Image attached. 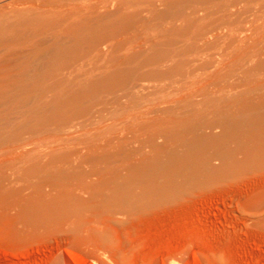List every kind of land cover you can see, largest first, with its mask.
I'll list each match as a JSON object with an SVG mask.
<instances>
[{
	"label": "bare ground",
	"instance_id": "1",
	"mask_svg": "<svg viewBox=\"0 0 264 264\" xmlns=\"http://www.w3.org/2000/svg\"><path fill=\"white\" fill-rule=\"evenodd\" d=\"M2 1L3 0H0V156H4V155L9 154V153L16 151V150L18 151V149H21L24 147L26 148V146L29 147L30 145H28V143L30 144V142L35 139L34 137H38L40 135L42 137V139H41V142H42L41 145L42 146H43L44 140L46 141V144H51L50 142H52L54 140L53 139L52 141L47 143V140H49V139L47 138V140H46L45 139L46 137L51 138V136L55 137L54 135H61V136L67 135L68 138H67V136H64L65 139L67 138V142L63 140L64 146L60 147L61 150H57L58 148H56V149L53 148L54 149L53 152L54 151L55 152L50 153V154H49L50 149L48 150V154L50 155L49 156L50 160L47 159V157L46 158H44V157L36 158L39 155V152H38V154L36 153L37 156L34 158H36L37 160L39 159L38 161L42 160L43 158L44 159L42 160V162L44 160L45 161L49 160V162L46 165L40 166L39 163H41V161L38 163L37 160H36L37 164L33 163L34 159L32 157L34 156V154H33V156L30 154V156H32V157H30L32 159V161H30V167L28 169L29 174H31L32 176L35 177V176H38L39 174L41 175L43 172L46 171V168H47V169L51 170V172H50L49 178H47L46 180L52 181V182L56 183L54 185H60V186L61 185H66V186L67 185H74V186L75 185H78V186L79 185L80 186L86 185L88 187L89 185H92V186L95 185V187H96L97 182L99 185H101L99 182L104 183V184L106 183V185L103 186L104 188H106L105 186H107V185H109V186L115 185V186H117V188H118V185H119V187L121 185V187L118 189V191L116 193H113V194H112V192L110 193L112 195V197L108 196L109 199L107 197L106 200H104V201L100 200V201H98V203H97V201L91 202V203L88 202L90 204L85 203L87 205H84L82 203L83 201L80 202L79 197L81 198L82 195L81 196H78L77 194H75L76 196L72 195L71 193H73V192H71L69 190L70 188L67 189V187H66L67 191H70V193H68V194L69 195L71 194L72 197L74 198V201L75 200L77 201L76 203L71 202V203H73L72 205L76 204L75 208L73 209V212L79 213L81 210V212H80L81 215H78L77 219L79 218V216L80 217L83 216V213H82L83 209H85V210L89 209L95 214L96 217L102 218L103 220H105L104 222H106L108 217H110V216H108L110 214L106 215L108 212V211H106V209L110 208V210H111V205H113L112 203H115L114 205H116V203H118V199H119L117 197L118 194L119 195L123 194V192L125 194H127L126 192H128V190L130 193L131 192L130 190L135 189V188H133L134 186L135 187H138V186L143 187V188L148 190L147 194H143V195H145L144 197L147 198V196H149V192L151 193L152 196H154V198L151 196L153 198V201H152L151 197H148L147 200H145L146 198L144 199L145 201H148V203L146 202L147 207H146V203L145 204L142 203L143 206H142V204L141 205L139 204V202L142 200H140L139 202L136 201V203H138L139 205L135 204V205H138L137 208L134 205L135 210L137 209V210H139V212H140V208H142L143 210H147L148 207H151L152 204H154L158 200L155 197L161 198L159 196L163 197V195L167 193L168 195L167 194L166 195L169 198L165 195L166 198L163 197V198H161L162 201H161V199L159 200L161 203H164L167 201V199L168 200L172 199L170 197H173L176 194L175 192L172 191V193L173 194L175 193V194L173 195L171 193V195H170L169 192H167L166 190H162V188H160L159 181L162 178L164 179L165 177L169 178L170 177L169 175H178V176H176L177 181H178L176 183H179L180 186L183 185L181 188L185 189L186 188L185 185H191V184L194 185V183L195 184L200 183L199 185H201L205 181H215V180L217 181V180L222 179L224 177L235 175L237 172L246 170V168H248V167L251 168L250 170H252L253 168H256L257 166L258 167L259 166L264 167V0H212L213 3L208 4V5L204 4L202 7L200 5L196 6V4H194V6H192L193 4L191 5L193 8L191 6L189 8L186 7V9L188 8L189 10H190V8H192V9L200 8V11H198L199 13L195 12L196 16L194 17V19L195 18L198 19V20H196V22L190 23L191 19H189L190 21L188 19H186V17H185L186 15L184 16L185 13L182 15L184 17L181 16L182 17L181 18L179 16V18H181L180 20L178 19V15H177V17H176L178 19L177 22H175L173 18H172L173 21H172V19L171 20L168 19V20H166V22L164 19L165 27H163L164 30L163 29L162 30L166 31L168 33L167 37H165L166 33L165 34L162 33V35L159 34L161 36L164 35L163 36L164 38L160 37L159 40L157 39V41H161V42L157 43V41H154L157 44H154V42H153V44H150V45L148 44V46H149L148 52L154 53V51H156L154 55L150 54V55H152V57L149 60L150 63L147 64V66L151 65L152 68L155 67L153 71H155V69H158V68H161V70H163V69H166L169 66H171L175 62V60L178 58H175V60H173V61L169 60L168 62H164L159 66H157L158 64H153V62L158 60V59L164 60V58L167 57L170 53L173 52V54H174V52H175V50H177V48L182 47V46H186V47L189 46V47L193 48L195 46L194 44L201 45V42L203 43L204 41H202V39L197 38V35H198V33L201 32V30H202L201 27L204 28V26H207V24H210L211 20H212L211 22H213V20H215V19L217 20L218 17L221 18V21H223L224 19H228V21H229L231 19H235L238 17L240 19H242V20L239 19V21L237 20L231 26L227 25L228 26L227 31H225V32L226 33L228 32V34L224 36V42H222L223 44H216L214 46L215 49L219 50V51H221L223 48L226 47L228 50L225 49V53L223 52L224 54L222 53V54L218 55V53H217V55H213L214 54L213 53L212 54L213 56H208V54H209V52H208L207 55L202 54L201 55L202 57L200 58L198 56L199 53H197L198 55L196 54L195 56H196V59H197V56L199 57L200 61L197 60L199 62H197V61L194 62L195 61L194 59H193V62L190 60L188 62L187 61L182 62L180 60L181 62H177V64L174 65V66L177 65V67L180 69L184 66H189V65H192V66L193 65H197V66L200 65L201 66L203 64V66H204L206 63L205 61H208L206 65L208 68L212 69V70L209 69L210 72L214 73V74L211 73L210 75H206L204 77L202 76V78L198 79L196 74L192 75V74H189L187 72H183V74H182V72L180 71L182 74L181 77L179 78L180 81H178L177 78L174 79L177 81L170 79V80L174 81V82H172L169 80L170 82H172V85H174L176 87V88L174 87L175 88V89H173L174 91H176L177 88H178L177 92H179L178 90H183L181 88L184 85H186V88L189 87L187 89H189L190 92L189 91L188 92L190 94L187 95V91H185V93L187 95V96H185L186 99L184 98L185 100L182 99V101H179V102L177 100H175V101L164 100L162 92H164L166 90L162 91L161 95L153 93V90H154L153 88H154L155 84L153 86L152 84H149L146 81L145 82L143 81L146 84L138 82L139 84H141V85H139V84L134 82L135 83V86H134L132 84L133 82H131V79H130L131 76L133 75V73H132L133 70L132 71L128 70V68H125V70L127 69L126 71H124V69L123 70L120 69L117 72H111L110 69H107V68L103 69L102 68L103 70H105L103 72V74L107 75L105 72H108L107 77L105 76L106 78L101 80V81L99 80L98 82L89 83V81L94 77L93 76L94 73L91 75V78H89L88 72H87V74H85L86 69L84 70V67L87 66V65H85V63L87 61L89 62V59H87L88 56L87 57H85V56L89 55V53L93 52L92 54L95 53L94 58L99 57V56L101 58V55L103 54L102 53L103 48L101 47L102 48L101 49V48H99V46L102 43H106L105 45L103 44V46H104V49L106 48V50H104V51H106V54H107L108 53L107 51H109L110 47L113 45V42L111 44L110 41L109 42H107V41L110 40V38H113V37L116 38V36L121 34V32L123 30H125L127 27H129L132 22L135 23V21L141 20L142 24H145L144 23V22H146L145 17L150 18L152 16H153V20H158L162 17V15H164V13H166L165 10H169V9H172L175 7L177 8V6H181V5H186V2H189V1L192 2V0H101V2L98 4L99 7H100V5H102L101 7L107 9V7L109 5H112V6H114V7H112V9L114 8L113 11L109 10L111 8V6H110V8L107 9V11L105 10L106 12L103 11V9L101 10V8H100L101 12L102 11L105 12L104 14L102 13V15H99L100 12L99 13L97 12L96 15H98V16L95 18L93 16L94 19L93 18L92 19H90V18L85 19V20L79 22L78 24L72 25V26H70V23H72V22L76 23V21L80 20L81 17L84 15L83 13L86 12V11L84 12V10H87V9L90 10L92 8V7L89 8V4H91V3H89V2H88L89 4L86 3L88 6L85 7L84 9H82V8L80 9L78 6L79 9H77V12H76L77 3H76V7L74 8V7L70 6L71 4L69 5L68 3H64V1L62 2V3H64L63 5H56L61 0H58V2H57V0H54V1L49 0V1H52V3H50L51 5H46L43 9L41 8L42 11H41V9L40 10L38 9L39 11L42 12L41 13V12H33L34 9L29 10V8H28L29 6L21 5L20 3H18V1L15 2L17 4H15L13 2L14 0H10V2H8V4H5L4 1L3 2ZM19 1H21V0H19ZM28 1L29 0L23 1V3L24 2L27 3ZM37 1L39 2L42 0H35V2H37ZM49 1L48 2L45 1V2L47 4H49ZM67 1H65V2H67ZM151 1H153V2L158 1L159 2L157 9L154 12L151 11L150 13H148L149 11H147V13L141 12L142 9H144L146 7L149 8L148 3L149 4L152 3ZM194 1H196V0H194ZM197 1L200 2L199 0H197ZM203 1H205V0H203ZM53 2H55L56 4L55 3L53 4ZM75 2H77V1H75ZM42 3L40 2L39 5L42 4L44 6L45 3L43 1H42ZM62 3H60V4H62ZM71 3H72V5L75 4L74 2H71ZM79 3L80 2H78V4ZM65 4H68L70 7L68 5H65ZM151 5H153V4H151ZM154 5H155V3H154ZM156 5H157V3H156ZM67 7H69L70 9H71V7L74 8V10L73 9H71V10H73L75 14L71 15L68 12L66 13L65 11H59L58 12V10H61V9L64 10ZM94 7H97V6H94ZM150 7H152V6H150ZM25 8H27V9H25ZM36 8H39V7H36ZM182 8H179V9H182ZM23 9L25 11H23ZM70 9H69V11H70ZM95 9L99 10V8H95ZM188 9L186 12L189 11ZM65 10L67 11V9H65ZM91 10H94V9H91ZM98 10H96V11H98ZM183 10H184V8H183ZM30 11H32V12H30ZM48 11H50V12H48ZM52 11H53V13H52ZM54 11H57V12L55 13ZM73 11H72V13H73ZM243 11H245V12L243 13ZM43 12H45V13H43ZM168 12L166 14H168ZM177 12H178V10L175 13L178 14ZM181 12H180V15H181ZM81 13L83 15H81ZM175 13H172V14L175 15ZM241 13H243V14H241ZM92 14L90 16H92ZM186 14H189V13H186ZM190 14L192 15V12ZM173 15H171V16L173 17ZM115 16H116V19H114ZM117 16H120V18L118 17V19H117ZM193 16H194V14H193ZM163 17H165V16H163ZM189 17L190 16H188V18ZM188 21H189V23H188ZM216 22H217V24L220 23L218 21H216ZM61 23H63V26H61ZM158 23H160V22H158ZM180 23L183 24L185 27L183 26L184 28H181V26H179V25H181ZM225 25H226V23H225ZM59 26H61V27H59ZM67 26H69L70 28L66 32L63 29L67 28ZM146 26H147V24H146ZM212 26H213V24H212ZM135 27L136 28L130 30L129 33L127 32L126 33L127 35L124 33V35H126V36L123 35L124 38H128V40L130 41V44H131V40H135V39L134 38L132 39L131 37H128V36H130L131 34L133 35L134 33H136L137 30H140V28H142V26L139 29H137V26H135ZM149 27H150V25H149ZM159 27H158V29L162 32V30L160 29L162 27H160V28ZM210 27H211V24H210ZM223 27H224V25H223ZM223 27L221 25V28H223ZM155 28L157 30V26H155ZM221 28L219 27L220 30H221ZM146 29H145V31H146ZM205 29L206 28H204V30ZM62 30L66 34V36H64V38H61V37L58 38L57 33H59V35H60ZM204 30H202L203 33H204ZM208 30H205V31L208 32ZM154 31H155V29H154ZM154 31H153V33H154ZM139 32L140 31H138V33ZM141 32H143V31L141 30ZM158 33H160V32H158ZM46 34H47V36H49V34H50V36L49 37L44 36ZM184 34H187V35L182 36ZM220 34H222V33H220ZM207 36H209V34L206 35V37ZM221 36H220V38H221ZM121 37H122V35H121ZM136 37H138V36H136ZM154 37L156 38L157 36H154ZM210 37L208 39H210ZM212 37H211V40H212ZM151 38H149V40ZM220 38H218V39H220ZM208 39H206V40H208ZM213 39H215V38H213ZM152 41L153 40H151V43H152ZM119 42L123 43V40L119 41ZM142 43H144V41ZM122 45H125V44H122ZM137 45H139V44H137ZM144 45L147 46V44H144ZM116 46H120V43H118V44L116 43ZM116 46H114V48H115L114 50H116V48H117ZM206 46L207 45H205V47ZM211 46H212V44H211ZM201 47L204 48L203 46H201ZM108 48H109V50H108ZM162 48H167L168 50L166 49L167 51H165V50L163 51ZM207 48H205V50H207ZM209 48H210V46H209ZM128 49H130V47H128ZM141 49H143V48H141ZM190 50L192 52V49H190ZM190 50H188V51H190ZM194 50H196V49H194ZM116 51L118 52L119 50H116ZM138 51H140V50H138ZM185 51H187V50H185ZM200 51H201V48H200ZM213 51H214V48H213ZM129 52H131V51L129 50ZM134 52L135 51L133 50L132 54ZM148 52H146V55L148 54ZM178 52H180V51H178ZM193 52H196V51H193ZM204 52L206 53V51H204ZM106 54H104V55H106ZM126 54H128V53H126ZM180 54H178V55H180ZM112 55H114V53ZM115 56L120 57L119 54L115 55ZM175 56H177V55H175ZM183 56H184V54H183ZM73 57L76 58L77 62L73 66H71L72 60L70 61L71 64H69V60L71 58L73 59ZM139 57H140V55H139ZM180 57H182V56L180 55ZM185 57L186 56H184V59H185ZM192 57H194V55ZM112 58H115V59L111 60V58H110L111 62L107 61L108 62L107 65L113 64L114 60H116V57L112 56ZM132 58H134V57H132ZM135 59H137V58H135ZM172 59H174V58L172 57ZM93 60H95V59H93ZM93 60H91V61H93ZM98 60H99V58H98ZM129 60L130 59L128 58V61ZM138 60H137V62H138ZM147 60H145L146 63H147ZM186 60H187V57H186ZM126 61H127V59H126ZM142 61H144V60H142ZM202 61H204L205 63L203 62L201 64L200 62H202ZM101 62H103V61L101 60ZM109 63H111V64H109ZM117 63L118 62H116V64ZM120 63H121V61H120ZM113 65H112V67H114ZM126 65H127V62H126ZM68 66H71V67L69 68ZM88 66H89V64H88ZM106 66H104V67H106ZM115 66L119 67L117 65H115ZM132 66H134V65H132ZM116 67L111 68V70L116 69ZM59 68L64 69V71L59 76L54 75L55 69L57 71V69H59ZM66 68H69V69L66 70ZM108 68H110V67H108ZM119 68H117V69H119ZM171 68L172 67H170V69ZM148 69L151 70L150 66H148ZM190 69H191V67H190ZM143 70L146 71V69H143ZM194 70L197 71L198 69L196 70V68L194 67V69L192 71H194ZM82 71L84 73H82ZM153 71H152V73H153ZM160 71H157V73ZM167 71H168V69H167ZM202 71H204V70H202ZM133 72H135V71H133ZM141 72H142V70H141ZM95 73H97V72H95ZM138 73H139V71H138ZM150 73H151V71H150ZM201 73L203 74V72H201ZM146 74H148V73H146ZM139 76H137V77H139ZM143 76H145V74ZM170 76L171 75L169 74V77ZM160 77H161V75L159 76V78ZM173 77L175 78L174 75H173ZM96 78H98V76H96ZM96 78L94 77L95 80H96ZM152 78H153V76H152ZM154 78H153V80H154ZM129 80H130V84H132V86H134V87L129 85L132 88L127 89V86H128L127 84L129 83ZM199 80L202 82V86L199 87V89L197 90L196 88H194V86L197 83H200ZM159 81H163V80H159ZM164 81H165V79H164ZM140 82H142V81H140ZM154 83H156V82H154ZM157 84H159V83H157ZM167 84H168V82H167ZM172 85L171 86L169 85V86L172 87ZM159 86H163V85L159 84ZM191 88H194V89H191ZM200 88H202V89L200 90ZM116 90L117 91L123 90L122 92H125L128 94L130 93L132 95V97H134L132 103L128 102V104L129 103L131 104V105L129 104L130 106L124 105L125 103L122 104L123 105L122 109H120L121 106L120 107L115 106L119 103V102H117V104H116L117 100L114 103L115 105L112 102V100L115 99L114 98L115 94H114L113 98L111 95H109V96L107 95L110 99L109 98L108 99L103 98L104 96H106L105 94L103 95V93L110 92V91L116 92ZM159 90H160V88H159ZM173 90L171 91L172 93H173ZM111 93H113V92H111ZM100 94L103 95V97H102L103 100L101 99L100 102H97L96 98ZM165 94L168 95V92ZM183 94H184V92H183ZM212 94H215L216 96L211 97ZM128 97H131V96H128ZM128 97H126L127 100L129 99ZM121 98H122V96H121ZM121 98H120V100H121ZM173 98L174 97H172V99ZM168 99H170V98H168ZM125 100L124 101L121 100V101L125 102ZM131 100H132V98H131ZM95 101H96V103H95ZM124 106H126V107H124ZM219 128H221V132L219 131L220 133H217V134L218 135L221 134V136H214L215 135L214 130L215 129L219 130ZM207 131H209V132H207ZM212 131L214 132L213 133L214 135H212ZM216 132H218V131L216 130ZM57 137H59V136H57ZM60 138L61 137H59V139ZM61 139H63V138H61ZM55 140H56V138H55ZM57 140H58V138H57ZM34 142H33V144L35 145V147H36V145H39V144H35L37 141L35 143ZM38 142H39V140H38ZM64 142L66 143V145L64 144ZM59 143H61V142H59ZM230 143H233L234 145L230 144ZM208 144H210L211 146H214V145L217 146L218 145L219 149H221V151H223L224 154L219 150H217V152L219 151V153L222 154V155L220 154L221 156L224 155L223 158H217L216 157V155L218 154L215 152L216 150L213 152L215 154L210 156L211 154L209 155V153H212L210 150L211 146H210V149L208 146V150L210 152L207 153L209 157H206L207 155H204V153H203V149H204L203 146H207ZM229 144L231 146L232 145L233 146L231 147V146H229ZM34 145L33 146L31 145V146L33 148H35ZM58 147H59V144H58ZM199 147H201V148H199ZM46 148H47V146H46ZM216 148H218V147H216ZM35 150L36 149H34V151ZM40 150L42 151L44 149L41 148ZM212 150H214V149H212ZM36 151H38V150H36ZM28 152L30 153V150H28ZM206 152H208V151L206 150ZM29 153H28V156H29ZM40 153H42L44 155L43 151ZM45 153H47V152H45ZM14 154H16V153H14ZM23 155H24V153H23ZM46 155L47 154H45V156ZM39 156H41V154ZM242 156H243L242 159L243 160L245 159L243 161V163H239V164L237 162H236L237 164L234 163L235 159H237V158L241 159L240 157H242ZM19 157L21 160H19V158L14 157V155H13V158L15 159V163L18 161L20 164V161H22V159L23 160L26 159V158H21V156H19ZM16 159H18V160H16ZM31 159L28 158L27 160H31ZM242 159H241V161H242ZM27 160H25V161H27ZM215 160H218L219 162H221L223 164L225 163L224 164L225 168L224 167L222 168V166H224V165H221L219 163L220 164L219 167H221L222 169L220 168V169L213 171V168L211 166L213 165L212 162ZM7 161L6 160L3 161V164H4V162H7ZM8 162H11V161H8ZM8 162H7V164H8ZM27 162H29V161H27ZM27 162H24V163L27 165ZM228 162H231V165H233L232 163H234L235 165H233V166L230 165V167H228L230 164V163L228 164ZM3 164L1 163L0 167H2ZM8 165L10 166L11 164L9 163ZM24 165L22 164L21 165L22 167L18 165L19 169L21 167L20 172L25 169V168L23 169ZM254 165H256V166H254ZM7 166H5L4 168L6 169ZM28 166H29V164H28ZM252 166H254V167L252 168ZM10 167L12 168V165ZM88 167H89V173H88ZM15 168H14V171L16 170ZM27 168H26V170H27ZM209 168L213 171L212 174L208 171ZM7 169H9V167ZM2 170H4V169H2ZM12 172H13V169H12ZM17 172L19 175L22 174V173H19V171H17ZM205 172H207L206 175H204ZM3 173H5V170L3 171ZM209 173L211 174V176ZM2 174H0V176ZM5 174L3 175L4 177H5ZM14 174L16 175L17 173H14ZM48 174H49V171H48ZM207 174L209 176H207ZM7 175H8L9 180H10V178L12 176L11 172L9 171V174H7ZM25 175H26V173H24V176ZM44 175L46 176V174H44ZM13 176L11 178L12 182H14ZM24 176L22 175V177H24ZM27 176H28V174L26 175V177ZM90 176H95V177H97V179L95 177H93V178H95V179H93L95 181H93V180L88 181V178ZM167 176H169V177H167ZM29 177L30 176H28V178ZM171 177L173 178V176H171ZM41 178H40V180L45 179V177L43 179H41ZM0 179H1V177H0ZM3 179L5 180V179H7V177H5ZM4 180H3V182L0 180L1 185H4V183L7 182L6 183L7 186L6 185L2 186L3 187L2 189H5L6 187L9 188V186H8L9 180L8 179H7V181L6 180L4 181ZM105 180H106V182H105ZM119 180H120V182H119ZM165 181H166V179H165ZM166 182H168V181H166ZM172 182H174V181H172ZM10 183H11V181H10ZM45 183L46 184L49 183V185L53 184L50 182H44V184ZM98 184H97V186H98ZM13 185H15V184H13ZM18 185H21V184L19 183ZM32 186L35 187V185H32ZM74 186H73V189H71V190L72 191L74 190V192H75ZM173 186H175V185H172V188H173ZM10 187H12V185ZM55 187L56 186H54V189H55ZM8 188H6V189H8ZM23 188H22V190H23ZM25 188H27L26 185H25ZM57 188H58V186H57ZM75 188L77 189V186ZM164 188H166V187H164ZM172 188H170V190ZM19 189H21V188H19ZM37 189L39 190V188H37ZM41 189H43V188L41 187ZM48 189L49 188H47V190ZM95 189L99 190L98 188H95ZM106 189H108V188H106ZM187 189H188V187H187ZM192 189H194V188H192ZM31 190H33V189H31ZM38 190H37V192H38ZM78 190L79 189H77L76 191L78 192ZM81 190H83V188L80 189V191ZM104 190L105 189L99 190L100 191L99 196H101L102 194L104 195L105 192L104 193L101 192ZM116 190L117 189H115L113 192H115ZM144 190H143V192H147V190L146 191H144ZM151 190H153V191L151 192ZM182 190L180 189V191L179 190H177V191L181 192ZM2 191H4V190H2ZM15 191H14L13 195L16 196L17 191H19V190H17L16 193H15ZM43 191H45V190H43ZM55 191L57 192L58 190L55 189ZM59 191H61V190H59ZM80 191L78 192L80 194L84 192V190H83V192H80ZM87 191L88 190L85 191V194ZM90 191H89V194H90ZM40 192H42V191L39 190V194H41ZM178 192H177V194H178ZM186 192H187V190H186ZM9 193H10V191L8 190L7 194L9 195ZM57 193L61 194L60 192H57ZM95 193H97V196H94V195L92 196V199H94V200L96 197H99L98 191ZM184 193H185V191H184ZM59 194H57V195L59 196ZM63 194H65V193H63ZM93 194H94V192H93ZM134 194L135 193H133V196H134ZM13 195H12V197H13ZM36 195H38V194L36 193ZM36 195L34 194V196L33 195H31V196L36 198ZM48 195H50V194H48ZM48 195H46V196H48ZM66 195H67V193H66ZM105 195H107V193ZM2 196H4V195H2ZM31 196H30V199H31ZM176 196H178V195H176ZM6 197L8 198V196H6ZM16 197H19V196H16ZM25 197H27V194ZM49 197H51V196H49ZM54 197L55 196H53V198ZM67 197H68V195H67ZM72 197L70 196L71 199H72ZM130 197L132 199V196H130ZM35 198H32V199H35ZM41 198H43V196ZM127 198L126 199L124 198L126 200V202H128L127 200L130 199V198L129 199H127ZM136 198H138V197H136ZM136 198H134V199H136ZM3 199L2 200L0 199V200L3 201ZM44 199H45V197H44ZM49 199H52V198H48V200ZM81 199H83V197ZM89 199H91V198H89ZM148 199H150L151 201ZM155 199H157V200H155ZM26 200L28 201V199H26ZM26 200L24 199V201L26 202V204L24 203L25 206L27 205ZM67 200L68 199H65V198H58V199L56 198L55 201L51 200L53 202L48 204V205H44V206L40 205V207H38V208H40L41 210H39L38 213H36L37 211L33 212V213L39 214V212H43V213H45V211L50 212L52 209H56V207L64 204ZM21 201H19L20 205H22L24 202V201H22V203H21ZM40 201H42V200H40ZM46 201H47V199H46ZM72 201H73V199H72ZM12 202H13V200H12ZM15 202H18V201H15ZM36 202H38V201L36 200ZM126 202L125 203L123 202L124 206H126ZM151 202H153V203H151ZM160 202H158V204H161ZM4 203L5 202H3V204ZM34 203H35V201L33 202V204ZM150 203H151V206L148 205ZM0 204L2 205V203H0ZM68 204H66V205H68ZM158 204L157 205L155 204L156 207L158 206ZM15 205H19V204H15ZM24 205H22L21 207L24 208ZM118 206L120 209V204H118ZM124 206H121V209H123L122 207H124ZM15 207H17V206H15ZM29 207H30V203H29ZM114 207H117V206H114ZM138 207H139V209H138ZM143 207H146V208L144 209ZM5 208L7 209V207H5ZM11 208H13L12 204H11ZM6 209H4V210H6ZM15 209H14V211H15ZM19 209L21 211L20 207H19ZM26 209H27V207H25L24 210H22V211L26 213V211H25ZM36 209L37 208H35L33 210L35 211ZM62 209L60 208V210H62ZM4 210L2 209V211H4ZM9 210H11V209H9ZM12 210L10 212H12ZM56 210H58V209H56ZM110 210H109V212H110ZM115 210L117 211V213H119L117 209H115ZM129 210L132 212L131 209H129ZM2 211H1V213H3ZM20 211L18 210L19 213H20ZM64 211L65 210H63L62 214H64L66 216L67 211L65 213H64ZM111 211L113 212V210H111ZM116 211H114V213ZM88 212L89 211L87 210L86 213H88ZM134 212L135 211L133 209V213ZM141 212H142V210H141ZM77 213H74V216H76L75 214H77ZM84 213H85V211H84ZM55 214H53V215L55 216ZM128 214H130V212ZM23 215L24 214H22L21 216H23ZM45 215H44V217H45ZM48 215H49V213H48ZM115 215H117V214H114V216ZM5 216H4V218H5ZM70 216L72 218L73 214ZM86 216L88 217V214H86L84 218H86ZM18 217H20V216H18ZM41 217H42V213H41ZM10 218L9 219H0V228H2V227L6 228V226H8L7 229L8 228L10 229L11 227H13V224L14 225L16 224L13 222L16 218L13 217L14 218L13 221ZM46 218H47V215H46ZM57 219H58V217H57ZM79 219H81V218H79ZM94 219H97V218H94ZM109 219H111V218H109ZM30 220H31V218H30ZM110 221H112V220H110ZM76 222H77V220H76ZM104 222H102V224ZM17 224H19V223H17ZM34 224H37V223H34ZM80 225H83V223H80ZM109 225L106 228L110 229ZM21 226L23 228V225H21ZM111 226L114 227V225H111ZM19 227H15L17 229L16 235L18 233H20ZM36 227H37V225H36ZM56 227L58 228L59 226H56ZM5 228H3L2 230H6ZM73 229H74V227H73ZM75 229H77L76 226H75ZM22 230H24V229H22ZM36 231H38V230L36 229ZM107 232H109V230ZM41 234H43V232ZM41 234H40V236H41ZM37 235H39V234H37ZM82 235H81V237H82ZM98 235L100 236V234H98ZM101 235L102 236L104 235L103 237H105L106 234H101ZM110 235H109V237H110ZM43 236H46V235L43 234L41 237H43ZM28 237H29V235H28ZM31 237H33V236H31ZM34 237H38V236H34ZM112 237H114V236L112 235L110 238H112ZM85 238H83V239L85 240ZM96 238H97V240L99 239V237L95 236V240H96ZM105 238H107V237H105ZM105 238H104V240H105ZM111 240L115 241V238L110 239V241L108 240L107 242H109V244H110ZM96 242L94 241V243H96ZM100 243L98 242V245H100ZM103 243H101V244H103ZM113 244H116V243H113ZM106 245H108V243ZM111 246H112V243H111ZM116 246H117V244L115 246H113V247H115V249L113 248L114 251L117 248ZM109 247H110V245H109ZM110 248L112 249V247H110Z\"/></svg>",
	"mask_w": 264,
	"mask_h": 264
},
{
	"label": "rangeland",
	"instance_id": "2",
	"mask_svg": "<svg viewBox=\"0 0 264 264\" xmlns=\"http://www.w3.org/2000/svg\"><path fill=\"white\" fill-rule=\"evenodd\" d=\"M3 1H4L5 4H8V2H10V0H3ZM17 1L21 5L29 6L28 7L29 10H33L34 9L35 11L33 10V12H41L42 9L46 5H51L50 3H52V1H54V0H52V1L42 0L45 3L44 6L42 5L43 4L42 1H39V2L37 1L38 2L37 3V2H35V0L34 1L33 0L32 1L29 0L27 3L26 2L23 3V1H26V0H21V1L14 0L13 2L15 3ZM45 1H47V2L49 1V4H47ZM63 1H64V3H68L69 5L71 4L70 6H72L74 8L76 7V3H77L76 12H77V9H79V8L80 9L81 8L84 9L85 7H87L88 5L86 3H88V2L91 3V4L88 3L89 4V8L92 7L91 9H94V10H91V9L90 10L89 9L84 10V12L85 11L87 12L88 10L89 11L87 13L86 12L83 13L84 15L81 13V15H83L81 17V19L76 21V23L75 22L70 23V26L76 25V24H78L79 22H81V21H83L85 19H89V18L92 19L93 16H94V18L97 17L98 16V15H96L97 12L98 13L100 12L99 15H102V13L104 14L107 11V9L110 8V6H111V8L109 9L110 11H113V9H114V8L112 9V7H114L112 5H109L107 7V9L101 7L102 5H100V7H99L98 4L101 2V0H97V1L96 0H89V1L88 0H68V1L67 0H61L59 2L57 0L58 3L55 1L57 4L55 2H53V4L55 3L56 5H63L64 4V3H62ZM65 1H67V2H65ZM75 1H77V2H75ZM199 1L200 2H198L197 0L196 1L192 0V2L191 1L186 2V5L177 6V8L175 7L176 9L175 8L169 9L171 12L169 10H165L166 13L169 11L168 14L164 13V15H162V17L160 19H158V20H153V16H152L150 18L145 17V19H146L145 20L146 22H144L145 24H142L141 20L140 21L137 20L138 22L135 21V23L132 22L131 25L129 27H127L125 30H123L121 32V34L116 36V38L113 37V38H110V40L107 41V42L110 41L111 44L113 42V45L110 47V50L108 48V50H109V51H107L108 55L106 54V51H104V50H106V48L104 49V46H103V44L105 45L106 43H102L99 46V48H101V47L103 48V49L101 48L103 50L102 51L103 54L101 55V58H100V56L94 58L95 53L92 54L93 52L89 53V55L85 56V57L88 56L87 59H89V62L87 61L85 63V65H87V66L84 67V70L86 69L85 74H87V72H88L89 73V78H91V75L93 73H94L93 76L95 78H96V76H98V78H96V80L92 76L93 77L91 79L92 81L90 80L89 83L98 82L99 80L101 81V80L105 79L107 77V75H108V72H105L107 75L103 74V72L105 71L103 69L107 68V69H110L111 72H117L120 69H122V70L124 69V71H126L127 69L125 70V68H128V70L135 71V72L132 71L133 75L130 78L131 82H133L132 84L134 86H135V83H137V84H139V83L146 84V83H144L146 81L147 83L152 84L153 86L155 84V86L153 88L154 89L153 93L161 95V92L166 90L168 92V95L165 94V93H167L166 91L162 92L163 99L166 100V101H175V100H177L179 102V101H182V99L185 100L186 99L185 96L190 94L189 93L190 92L189 89H187L189 87L186 88V85H184L181 88L183 90H178L179 92H177L178 88L176 89V91H174L173 89H175L176 87L174 85H172V82L177 81V80L180 81L179 78L181 77L183 72H187V73L192 74V75L196 74L198 79L202 78V76L204 77L206 75H210L213 72H210V70H212V69L208 68L207 65H206L208 61H205L206 63L204 61L200 62L201 64L204 62L205 65H206V66L204 65L205 67L202 64L201 66L200 65H198V66L197 65L184 66V67L179 69L177 67V65L176 66H174V65L177 64V62H181V61L182 62H185V61L188 62L190 60V61L193 62V59L195 60L194 62H196L197 60H199V57L200 58L202 57L201 56L202 54L207 55L208 52H209L208 56L217 55V53H218V55L222 54L223 52L225 53V49L228 50L226 47L223 48L221 51H219V50H216L214 46L216 44H223L222 42H224V36L228 34V32L227 33L225 32V31H227V27H228L227 25H229V26L233 25L237 20L239 21L240 18L238 17V18H235V19H231L229 21H228V19H224L223 21H221V18L218 17L217 20L215 19V20H213V22H211L212 21L211 20L210 21L211 27H210V24H207V26H204V28H206L205 30H208L210 28L208 30V32H206L204 30V28L201 27V29L204 30V33L201 30V32L198 33L197 38L202 39V41H204L203 42L204 44L202 42H201V45L194 44L195 46L193 48L196 49V50H194L193 48H191L189 46H187V47L186 46H182V47L177 48V50H175L174 54H173V52L170 53L168 55L169 57L168 56L165 57L164 60L163 59H160V60L158 59V60L153 62V64H158L157 66H159V65H161L164 62H168L169 60L173 61V60H175V58H178V59L175 60L176 63L174 62L171 66H169L168 68L163 69V70H161V68H158L159 70L155 69V71H153L155 67L152 68L151 65H148V66H150L151 70L148 69L147 64L150 63V61H149L150 58L156 52V51H154V53L153 52H148V50H149L148 49L149 48L148 44L149 45L153 44V42L157 41V39L159 40L160 37L164 38L163 37L164 35L161 36L162 33L163 34L166 33L165 37H167L168 33L166 31H163L164 30L163 27H165L164 23L166 22V20H168V19L171 20L173 18L174 21L177 22L178 19L180 20L182 17H184L186 15L185 16L186 19H188V20L191 19V21L189 20L190 23L191 22H196V20H198V19H196V18L194 19V17L196 16L195 12L200 11V8L192 9L193 8L192 6H194V4H196V6L200 5L202 7L204 4L208 5V4L213 3L212 0H210V1L209 0H205V1L199 0ZM40 2L42 3L41 5H39ZM71 2L75 3V4H73L74 6L72 5ZM78 2H80L79 3L80 5L78 4ZM151 2L152 3H150V4L148 3L149 8L146 7L144 9H142L141 12H144V13L145 12L147 13V11H149L148 13H150L151 11L154 12L157 9V6L159 5V2L158 1H154V2L151 1ZM60 3H62V4H60ZM154 3H155V5H154ZM156 3H157V5H156ZM15 4H17V3H15ZM68 4H65V5H68ZM151 4H153V5H151ZM78 6H79V8H78ZM94 6H97V7H94ZM150 6H152V7H150ZM190 6L192 8H190V10H189L188 8ZM36 7H39V8H36ZM69 7L65 8V9H67V11L65 9L64 10L61 9V10H58V12L59 11H65L66 13L68 12L69 14L74 15L75 14L74 11H73L74 8L71 7V9H73V10H71ZM182 7L184 8V10H183ZM186 7H188L187 8L189 10L188 12H186L187 11ZM35 8L37 10L38 9L40 10L41 8L42 9H41V11H39V10L37 11ZM95 8H99V10L95 9ZM100 8H101V10L103 9V11H105V10L106 11L105 12H103V11L101 12ZM179 8H182V9H179ZM25 9H27V8H25ZM69 9H70V11H69ZM174 9L176 11L178 10V12H177L178 14L175 13L176 11ZM96 10H98V11H96ZM23 11H25V10L23 9ZM72 11H73V13H72ZM30 12H32V11H30ZM48 12H50V11H48ZM54 12L56 13L57 11H54ZM180 12H181V15H180ZM191 12H192V15L190 14ZM244 12L245 11H243V13ZM43 13H45V12H43ZM52 13H53V11H52ZM172 13H175V15H173ZM186 13H189V14H186ZM243 13H241V14H243ZM91 14H92V16H90ZM183 14H184V16H182ZM193 14H194V16H193ZM171 15H173V17ZM177 15H178V19L176 18ZM163 16H165V17H163ZM179 16L180 17L182 16V17L179 18ZM188 16H190V17L188 18ZM118 17L120 18V16H117V19H118ZM114 19H116V16L114 17ZM164 19H165V22H164ZM173 19H172V21H173ZM240 20H242V19H240ZM189 21H188V23H189ZM216 21H218L220 23L217 24ZM158 22H160V23H158ZM224 22L226 23V25H225ZM146 24H147V26H146ZM212 24H213V26L215 28L212 26ZM149 25H150V27H149ZM221 25H222V27L224 25V27L221 28ZM61 26H63V23H61ZM61 26H59V27H61ZM135 26H137V29H139L141 26H142V28H140V30H137L136 33H134L133 35L131 34L132 36L131 35L128 36V37H131L132 39L133 38L135 39V40H131V44H130V41L128 40V38H124L123 35H124V33L125 34L127 32L129 33L130 30L136 28ZM155 26H157V30L158 31L156 30ZM159 26L162 27V28H160ZM179 26H181V28L185 27L183 24H181ZM158 27L161 30L163 29L162 32L158 29ZM219 27L221 28V30L219 29ZM69 28L70 27L67 26V28H65L63 30L67 32V30ZM145 29H146V31L148 29L149 30L146 32ZM154 29H155V31H154ZM63 30L61 31L60 35H59V33H57L58 34V38H60V37L64 38V36H66V34L63 32ZM141 30L143 32H141ZM138 31H140L142 34L140 32L138 33ZM153 31H154V33H153ZM158 32H160V33H158ZM220 33H222V34H220ZM47 34L44 35V36H47ZM159 34H161V35H159ZM208 34H209V36L206 37V35H208ZM121 35H122V37H121ZM126 35H124V36H126ZM186 35L187 34H184L182 36H186ZM219 35L220 36L222 35L221 38H220ZM49 36H50V34H49ZM49 36H47V37H49ZM136 36H138V37H136ZM154 36H157V37L155 38ZM210 36L211 37L213 36L212 40H211ZM209 37H210V39H208ZM149 38H151V39L149 40ZM205 38L208 39V40H206ZM213 38H215V39H213ZM218 38H220V39H218ZM122 40H123V43L119 42V41H122ZM151 40H153L152 43H151ZM143 41H144V43H142ZM159 42H161V41H157V43H159ZM116 43L117 44L120 43V46H116ZM157 43L154 42V44H157ZM122 44H125V45H122ZM137 44H139V45H137ZM144 44H147V46L144 45ZM211 44H212V46H211ZM205 45H207V46L205 47ZM114 46H116L117 47L116 50H119L120 52L119 51L117 52L116 50H114L115 49ZM201 46H203L204 48H202ZM209 46H210V48H209ZM128 47H130V49H128ZM141 48H143V49H141ZM200 48H201V51H200ZM205 48H207V50H205ZM213 48H214V51L216 50L215 52L213 51ZM137 49L140 50V51H138ZM162 49H163V51L164 50L165 51L168 50L167 48H162ZM190 49H192V52H191ZM129 50L131 52H129ZM133 50L136 53L134 52L132 54ZM185 50H187V51H185ZM188 50H190V51H188ZM178 51H180V52H178ZM193 51H196V52H193ZM204 51H206V53ZM112 52L114 53V55H112L113 54ZM125 52L128 53V54H126ZM146 52H148L147 55H146ZM197 53H199V55ZM104 54H106V55H104ZM118 54L120 55V57L119 56H115V55H118ZM138 54L140 55V57H139ZM150 54H152V55H150ZM178 54H180L183 58L180 57V55H178ZM183 54H184V56L187 57V60H186V57L184 59ZM196 54L199 56V57L197 56V59H196V56H195ZM175 55H177V56H175ZM193 55H194L195 58L192 57ZM112 56L116 57V60H114V62L112 61L114 65L111 64V63H109L111 65H107V63H108L107 61L111 62V60L115 59V58H112ZM132 57H134V58H132ZM172 57L174 59H172ZM98 58H99V60H98ZM110 58H111V60H110ZM128 58L130 59L129 61H128ZM135 58H137V59H135ZM93 59H95V60H93ZM126 59H127V61H126ZM91 60H93V61H91ZM101 60L103 62H101ZM137 60H138V62H137ZM142 60H144V61H142ZM145 60H147V63H146ZM70 61L72 63L71 66H73L77 62L76 58H74V57H73V59L71 58L69 60V64H71ZM120 61H121V63H120ZM199 61H197V62H199ZM116 62H118V63L116 64ZM126 62H127V65H126ZM88 64H89V66H88ZM102 64L104 66H106V65L107 66L104 67ZM112 65L114 67H116L115 65H117L119 67L121 66V67L120 68L116 67V69L119 68L117 70L116 69H112L111 70V68H114V67H112ZM132 65H134V66H132ZM71 66H68V67L70 68ZM108 67H110V68H108ZM170 67H172L173 69L172 68L170 69ZM190 67H191L192 70L195 67L196 70L198 69L199 71L198 70L197 71H195V70L192 71L190 69ZM69 68H66V70H68ZM143 69H146V71L143 70ZM167 69H168V71H167ZM141 70H142V72H141ZM202 70H204V71H202ZM55 71H56V69H55ZM55 71H54V75L59 76L64 71V69L59 68V69H57L56 72ZM138 71H139V73H138ZM150 71H151V73H150ZM152 71H153V73H152ZM157 71H160V72L157 73ZM180 71L182 72V74H181ZM95 72H97V73H95ZM201 72H203V74ZM82 73H84V72L82 71ZM146 73H148V74H146ZM144 74H145V76H143ZM169 74L171 75L170 77H169ZM160 75H161V77L159 78ZM173 75L175 76V78L173 77ZM137 76H139V77H137ZM152 76H153V78L155 77L154 80H153ZM163 78L165 79V81H164ZM176 78H177V80H174ZM170 79H172L174 81H172ZM159 80H163L164 82L163 81H159ZM169 80L172 81V82H170ZM140 81H142V82H140ZM154 82H156V83H154ZM167 82H168V84H167ZM199 82L200 83H197L194 86V88H196L197 90L199 89V87L202 86V82L200 80H199ZM157 83H159L160 85H163V86H159V84H157ZM132 84H130V80H129V83L127 84L128 85L127 89H130V88L134 87V86H132ZM129 85H131L132 87H130ZM139 85H141V84H139ZM169 85L170 86L172 85V87H170ZM159 88H160V90H159ZM194 88H191V89H194ZM201 89L202 88H200V90ZM172 90H173V93L171 92ZM122 91L123 90H121V91L120 90L119 91L116 90V92L115 91L105 92V93H103V95L105 94L106 96L103 97V95L100 94L96 98V101L100 102V100L101 99L103 100V98L104 99H106V98L108 99L109 95H111L112 98H113V96L115 94V96H114L115 99H113L112 102L114 104L115 101L117 100L116 104H117V102H119V103L117 105H115V104L114 105L117 106V107L121 106L120 109H122V106H123L122 104L123 103H125L124 105H129L130 103H132L133 98H134V97H132V95L130 93L128 94V93H125V92H122ZM185 91H187V95H186ZM111 92H113V93H111ZM183 92H184V94H183ZM121 96H122V98H121ZM128 96H131V97H128ZM214 96H216V95L215 94L211 95V97H214ZM126 97L129 98L128 99L129 101L127 100ZM172 97H174L173 98L174 100L172 99ZM120 98H121L122 101H124L126 99L125 102H122L120 100ZM131 98H132V100H131ZM168 98H170V99H168ZM96 101H95V103H96ZM128 102H130V103L128 104ZM124 107H126V106H124ZM216 130L218 132H216ZM214 131H215V135L213 134L214 133L213 131H212V135L221 136V134L220 135L217 134V133L221 132V128H219V130L215 129ZM207 132H209V131H207ZM54 136L55 137L51 136V138L50 137H46L45 138L46 140H47V138L49 139V140H47V143L54 139L52 141L53 143L50 142L51 144H46V141L44 140L45 144L43 143V146H42L41 145L42 137L40 135L38 137H34L35 139L33 141H31L30 144L28 143V145H30L29 147L26 146V148L24 147V148L18 149V151L16 150V151H13V152H11L9 154H6L4 156H0V166H1V163L3 164V161H5V160L6 161L7 160L11 161V162L7 161V162H8V164L10 163L12 165V168H11L10 167L11 165L9 166L7 164V162H4L2 167H0V174H2L4 170H5L6 174L3 173L0 176L1 177L0 180L3 182V180H4L3 178H5V177H7V179L9 180V177L7 175V174H9V171L11 172L12 176L14 175L13 176L14 182H12V179H11L12 176H11V178L9 180V184H8L9 188L6 187L8 189H6L5 187H4L5 189H2L3 188L2 186H5V185L7 186V184H6L7 182H5L4 185H1V182H0V185H1L0 186L1 187L0 188V199L2 200L4 198L3 201L0 200V203H2V205L0 204V209H1L0 210V219H9L11 217L10 219L13 221V219H14L13 217L16 218L13 221L14 223H16L15 224L16 226L13 224V227H11L10 229L9 228L7 229L8 226H6V228L5 227L0 228V234H1L0 235V264H56V263L57 264H264V167L263 166H261V167L257 166L256 168H253L254 166H256V165H254V166H252V168H253L252 170H250L251 168L248 167L249 169L246 168V170L237 172L235 175L224 177V178L219 179L217 181L216 180L215 181H205L201 185H199L200 183H198V182H197L198 184L194 183V185L193 184L185 185L186 186L185 189L187 190V192H186V190L184 188H181L183 185L180 186L179 183H176V182H178L177 178H176V176H178V175H169L170 177L167 176L169 178L165 177L164 179L162 178L159 181L160 188H162V190H166L167 192H169L170 195H171L172 191L175 192L176 194L174 193L175 194L174 195L172 193L175 197L172 195L173 197H170L172 199H170V200L167 199V201L164 202V203H161L159 200L161 198H163V197L166 198L165 195L167 193L164 194L163 197L159 196L161 198L155 197L158 200L155 199L157 201L154 204H152V206H151V203H153V202L148 204L149 206H151V207H148V209L150 208L149 210L148 209L147 210H143L142 208H140V212H139V210L136 209L138 211L137 212L135 210V206L137 208V206L139 204L141 205L142 203L143 204H145L146 202L148 203V201H145V200H147V198L151 197L152 195L149 192V196H147V198H146V197H144L145 195H143V194H147L148 190L143 188V187H139V186L135 187L134 186L133 188H135V189L132 188L133 190H130L131 191L130 193H129V190H128V192H126L127 194H125L124 192H123L124 195L123 194H120V195L118 194V196H117L119 198V199L117 198L118 199V203H116V205H114L115 203H112L114 206H117V207H114L113 205H111V210H113V212L110 210V208L107 207L108 209H106V211L109 212V210H110V212L113 214L114 211H116L115 209H117V210L119 209L118 204H120V209H121V206H124V203L126 202L125 199L127 197H128L127 199L130 198L129 200H127L129 203L126 202V206L122 207L123 208V209H121L122 211L119 209L118 210L119 213H117V211L114 213V214H117V215L114 216V214L112 215L110 212L109 213L107 212L106 215L110 214V215H108L110 217H108L106 222H104L105 220H103L102 218L96 217L95 214L89 209H86V210L83 209V212H82L83 216L82 217L79 216V218H81V219H79V218L77 219L78 215H81V213H80L81 210H80V212L78 211L80 214L77 213V212H73V209L75 208L76 204L75 205H72V204L74 202L76 203L77 201L76 200L74 201V198L72 197V195H75V194H77L78 196L82 195L83 199H81L82 197L81 198L79 197V199H80V202L83 201L82 203L84 205H87V204H90L91 202H96V201L98 203V201H100V200L101 201L106 200L108 196L112 197V195L110 193L111 192H112V194L116 193L118 191V189L121 187V185H120V187L118 185V188L115 185L114 186L116 188L114 186H112V185L105 186L108 189L103 187L104 185H106V183L104 184V183H101V182H99V183L102 186L99 185L98 182H97L99 187L97 186V184H96V187H95V185H93V186L89 185L88 187L86 185H81V186L79 185L81 188L78 185H75V186L74 185H67V186L66 185H61L60 186V185H54L56 183L46 180L47 178H49L50 172H51V170H49L47 168H46V171L44 170L45 168L43 169L45 171L43 173L46 174V176L43 173L41 175L39 174L38 176H35V177L32 176L31 174H29L28 169L30 167V161H32V159L30 157H32L33 154H34V156L32 157L34 159L33 163L37 164V162H36L37 159L36 158H41V157L46 158L47 157V159H49V156H50L49 154L50 153H54L55 152V151L53 152L54 149L58 148L57 150H61L60 147L64 146L63 145V140L67 142V138H68L67 135H64V136H67L66 139H65V137L63 135H62L63 137L61 135H54ZM57 136H59V137H61L63 139H61V138L59 139V137H57ZM55 138H56V140H55ZM57 138H58L59 141L57 140ZM38 140H39V142H38ZM34 141L35 142L37 141V142L35 143ZM33 142L35 144H39V145H36V147H35ZM59 142H61V143H59ZM58 144H59V147H58ZM64 144L66 145L65 142H64ZM230 144H233V143H230ZM230 144H229V146H231ZM31 145L32 146L34 145L35 148H33ZM46 146H47L48 149L46 148ZM208 146H209V149H210V146H211L210 144H208L207 146H203L204 147L203 153H204V155H207L206 157H209L207 153L210 152L208 150ZM215 146L216 145L211 146L210 150H211L212 153H209V155L211 154L210 156H212L213 154H215L213 152L216 150L215 152L218 153L217 154L218 156L216 155V157L217 158H223L224 155L221 156L222 154L219 153V151H221V149H219L218 145L216 146L218 148H216ZM41 148L45 150V151L42 150L44 152V155L42 153H40V152H42L40 150ZM199 148H201V147H199ZM34 149H36L38 151L35 150L36 151L35 152ZM212 149H214V150H212ZM28 150H30V153L28 152ZM48 150L50 151L49 154H48ZM206 150L208 152H206ZM217 150H219V151L217 152ZM38 152H39V155L41 154V156L38 155L39 157L37 156ZM45 152H47V153H45ZM221 152L224 154L223 151H221ZM14 153H16L17 155L14 154ZM23 153H24V155H23ZM28 153H29V156H28ZM30 154L32 156H30ZM45 154H47L48 156L47 155L45 156ZM13 155L16 158H19V160H21L19 156H21V158H26V159H24V160L22 159V161H20V164H19L18 161L15 163V159L13 158ZM34 157H36V158H34ZM28 158L31 159V160H27ZM238 158L234 160L235 162L234 161L233 162L234 163L237 162L239 164V163H243V161L245 160V159L244 160L242 159L243 156L240 157L242 159V161H241V159H238ZM16 160H18V159H16ZM25 160H27L29 162H27ZM42 160H40L41 163H39L40 161H38L40 166L46 165L49 162L50 159L47 160V161L44 160L43 162H42ZM23 161L27 162V165ZM21 163L23 165L25 164L24 167H23V169L24 168L25 169L20 172V169L22 167ZM219 163L221 165L225 164V163L223 164V163L219 162L218 160H215V161L212 162L213 165L211 167L213 168V171L221 168V167H219L220 166ZM234 163H232V164L235 165ZM28 164H29V166H28ZM228 164H229L228 167H230L231 162H228ZM18 165L21 166L20 169H19ZM233 165H231V166H233ZM5 166H7L6 169L4 168ZM8 167H9V169H7ZM13 167L14 168L16 167L15 168L16 172L14 171ZM223 167L225 168V165L222 166V168ZM26 168H27V170H26ZM2 169H4V170H2ZM12 169H13V172H12ZM47 170L49 171V174H48ZM210 170L211 169L209 168L208 171L212 174L213 171L212 170L210 171ZM17 171H19V173H22V174L19 175ZM14 173H17V174L15 175ZM24 173H26V175L28 174V176H30V177L28 178V176L27 177H26V175L24 176ZM88 173H89V167H88ZM206 173L207 172H205L204 175H206ZM4 174H5V177L3 176ZM211 174H210V176H211ZM22 175L24 177H22ZM17 176L19 178L20 177L21 178L19 179ZM171 176H173V178ZM207 176H209V175L207 174ZM44 177H45L44 180H40V178L43 179ZM93 177H95V176H90L88 178V181L89 180L92 181L95 178L97 179V177H95V178H93ZM7 179H5V180L7 181ZM165 179L168 182H166ZM10 181H11V183H10ZM93 181H95V180H93ZM172 181H174V182H172ZM44 182H50V183H53V184H50L51 185L50 186L49 183L48 184H46V183L44 184ZM105 182H106V180H105ZM119 182H120V180H119ZM19 183L21 185H18ZM13 184H15V185H13ZM11 185H12V187H10ZM25 185H26L27 188H25ZM32 185H35V187H33ZM172 185H175L176 187L173 186V188H172ZM54 186H56L55 189L58 190L57 192H60L61 194H59V193H57L55 191ZM57 186H58V188H57ZM73 186H74L75 192H74V190L73 191L71 190V189H73ZM76 186H77V189H79L78 192L82 188H83L84 192H83V190H81L80 192H83V193H81V194L78 193L76 191L77 189L75 188ZM41 187L43 189H41ZM66 187H67V189L70 188L69 190L71 192H73L74 194L71 193L72 195L71 194L69 195L68 193H70V191H67ZM164 187H166V188H164ZM187 187H188V189H187ZM19 188H21V189H19ZM22 188H23V190H22ZM37 188H39V190L42 191V192H40L41 194H39V190ZM47 188H49V189L47 190ZM95 188H98L99 190L105 189L104 191H101L102 193L105 192L104 195L101 193L103 195V196L101 195L103 198L101 196H99L100 195V193H99L100 191L96 190ZM170 188H172L173 190L172 189L170 190ZM192 188H194V189H192ZM1 189L4 190V191H2ZM31 189H33L34 191L31 190ZM36 189L38 190V192H37ZM115 189H117V190L115 192H113ZM180 189L181 190L183 189V190L181 192H178L177 190L180 191ZM8 190L10 191L9 195L7 194ZM15 190L16 191L19 190V191H17V195H16V196H19V197H16L15 195H13ZM43 190H45V191H43ZM59 190H61V191H59ZM86 190H88L86 192V194L89 197L85 194ZM143 190L144 191L147 190V192H143ZM16 191H15V193H16ZM89 191H90V194H89ZM97 191H98V196L99 197H96L95 200H94V199H92V196L93 195L97 196V193H95ZM152 191L153 190H151V192ZM176 191L178 192V194H177ZM184 191H185V193H184ZM93 192H94V194H93ZM36 193L38 195H36ZM63 193H65V194H63ZM66 193H67L68 197H67ZM106 193H107V195H105ZM133 193H135L136 195L134 194V196H133ZM26 194H27V197H25ZM34 194L36 195V198L31 196V195L34 196ZM48 194H50V195H48ZM57 194H59V196ZM2 195H4V196H2ZM12 195H13V197H12ZM46 195H48V196H46ZM52 195L55 196L54 197L55 199L53 198ZM176 195H178V196H176ZM6 196H8V198ZM30 196H31V199H30ZM42 196H43V198H41ZM49 196H51V197H49ZM70 196L72 197L73 201L70 198ZM130 196H132V199H131ZM44 197H45V199H44ZM109 197H108V199H109ZM136 197H138V198H136ZM152 197L154 198V196H152ZM152 197H151V199L153 201ZM32 198H35V199H32ZM48 198H52V199H49L50 200L49 201ZM56 198L57 199L58 198H65V199H68V200L64 204H62L63 206L61 205V206L56 207V209H58L59 211L56 210V209H52L53 211L51 210L50 212L49 211H45V213L39 212V214H36V213H38L39 210H41L40 208H38V207H40V205L41 206L48 205V204L52 203L53 201H55ZM89 198H91L92 200L89 199ZM134 198H136V199H134ZM24 199L25 200L28 199V201L26 200L27 201V205L26 206L24 205V203L26 204ZM46 199H47V201H46ZM12 200H13V202H12ZM21 200L24 201L23 204H22V205H24V208L27 207V209L25 210L26 213L22 211V210H24V208L21 207L22 205H20V203H19V201H21ZM36 200L39 203L36 202ZM40 200H42V201H40ZM51 200H53V201H51ZM140 200H142V201H140ZM148 200H150V199H148ZM15 201H18V202H15ZM22 201H21V203H22ZM34 201H35V203L33 204ZM136 201L137 202L140 201L139 204L136 203ZM161 201H162V199H161ZM3 202H5V203L3 204ZM71 202H73V203H71ZM88 202H90V203H88ZM158 202H160L161 204H158ZM10 203L13 205V208H11V204ZM29 203H30V207H29ZM85 203H87V204H85ZM147 203H146V207H147ZM15 204H19V205H15ZM66 204H68V205H66ZM135 204H138V205H135ZM143 204H142V206H143ZM155 204L156 205L158 204V206L156 207ZM15 206H17V207H15ZM5 207H7V209ZM19 207L21 208L22 212L20 211ZM59 207L61 209L62 208L63 209L60 210ZM146 207H143V208L145 209ZM35 208H37V209L34 211L33 209H35ZM2 209L3 210L6 209V210L2 211ZM9 209H11V210L13 209L12 212H10L11 210H9ZM14 209H15V211H14ZM129 209H131L132 212ZM133 209L135 211L134 213H133ZM138 209H139V207H138ZM18 210L20 211V213L18 212ZM63 210H65L64 213L67 211L66 213L68 215L66 214V216H65L64 214H62ZM87 210L89 211L88 213H86ZM141 210H142V212H141ZM1 211L3 213H1ZM84 211H85V213H84ZM33 212H36L35 213L36 215ZM127 212L128 213L130 212V214H128ZM41 213H42V217H41ZM48 213H49V215H48ZM74 213H77V214H75L76 216H74ZM22 214H24V215L21 216ZM45 214L47 215L48 219L46 218ZM53 214H55V216ZM72 214H73L74 217L72 216V218H71L70 215H72ZM84 214L85 215L88 214V217L86 216V218H84L85 217ZM44 215H45V217H44ZM4 216H5V218H4ZM18 216H20V217H18ZM57 217H58V219H57ZM30 218H31V220H30ZM94 218H97V219H94ZM109 218H111V219H109ZM76 220H77V222H76ZM110 220H112V221H110ZM102 222H104V223L102 224ZM17 223H19L20 225L17 224ZM34 223H37V224H34ZM80 223H83V225H80ZM21 225H23V228H22ZM36 225H37V227H36ZM108 225L110 226V229L106 228V227H108ZM111 225H114V227L111 226ZM14 226L20 228V230H19L20 233H18L17 235H16L17 229ZM56 226H59V227L57 228ZM75 226H76L77 229H75ZM73 227H74V229H73ZM3 228H5L6 230H2ZM22 229H24V230H22ZM36 229L38 231H36ZM106 230L107 231L109 230V232H107ZM41 231L46 236L41 237L43 235V234H41L42 233ZM37 234H39V235H37ZM40 234H41V236H40ZM98 234H100L101 237ZM101 234H106L105 237H107V238L103 237L104 235L102 236ZM28 235H29L30 238L28 237ZM81 235H82V237H81ZM109 235H110V237L112 235L114 237L110 238ZM31 236H33V237H31ZM34 236H38V237L40 236V237L38 238V237H34ZM95 236L99 237V239L97 240V238H96V240H95ZM108 237L110 239L115 238V241L111 240L112 246H111V243L109 244V242H107L108 240L110 241V239ZM83 238H85V240ZM104 238H105L106 241L104 240ZM94 241L95 242L97 241L96 242L97 244L94 243ZM98 242L99 243L100 242L101 243L104 242V243L103 244L100 243V245H98ZM107 243H108V245H106ZM113 243L117 244V246H116L117 248H116L115 251H114L115 247H113V246H115L116 244H113ZM109 245H110V247H112V249L113 248L114 249L112 250L109 247Z\"/></svg>",
	"mask_w": 264,
	"mask_h": 264
}]
</instances>
